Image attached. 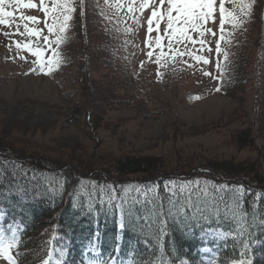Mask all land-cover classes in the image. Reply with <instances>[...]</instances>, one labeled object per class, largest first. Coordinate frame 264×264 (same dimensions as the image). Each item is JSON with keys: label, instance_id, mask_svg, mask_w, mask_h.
<instances>
[{"label": "trees", "instance_id": "16d2710c", "mask_svg": "<svg viewBox=\"0 0 264 264\" xmlns=\"http://www.w3.org/2000/svg\"><path fill=\"white\" fill-rule=\"evenodd\" d=\"M96 3L97 0L85 1L87 12L92 19L87 26L92 41L90 55L94 70L103 71L108 79L106 82L99 79L98 85L97 81L96 86L94 85L95 91H98L97 95L93 94L92 97L98 98L100 104L91 105L92 97H88L86 101L77 102L67 111L71 121L88 116L91 124L97 115L105 114L108 108L115 104L113 98L122 96L130 89L131 80L125 67L120 70L125 64L123 48L127 36L122 31L114 30L113 23L100 15L103 0H98L100 7H97ZM254 15L252 10L251 17L234 33L231 53L227 51L228 61H220V90L225 96L236 100L241 107L246 104V94L251 89V81L257 80L258 89L264 81V29L257 53L251 51L252 30L256 23ZM119 27L122 30L124 26L121 24ZM69 37V41L62 45L66 63L56 71L55 80L58 81L62 75L70 72L71 67L76 66L84 55L81 49L82 38L77 31L75 19ZM93 91L94 88L90 94ZM257 99V102H262L260 98ZM84 106H88L87 109ZM261 117L264 121V111ZM256 134L257 131L252 125L241 128L236 133L235 142L239 148L249 147L256 143ZM23 147L0 140V210H6L9 219L13 216L22 219L25 226L19 249L24 253L20 257V264H43V261L48 259L49 251L54 248L53 243H50L54 234L61 238L55 242V246L63 245L67 249L65 264H82L90 258H96L95 253H89L87 245L90 239L95 240L97 237L98 247L105 259L115 255L113 250L117 244L120 247L119 259L123 264H128L129 261L139 264L141 260L146 264H157L158 260L168 258L167 252L164 257H160L154 250L147 229L141 230L139 226L126 224L121 230L118 226L119 213L109 209L107 204L100 205L94 201V211L89 213L88 198L80 191L81 182L88 191L92 190L93 182L104 185L106 191H109L107 186L111 185L117 196L129 202L133 198L143 200V193H147L148 199H154L157 195L161 198L170 196V192L164 188L166 181H175L177 185L186 181H200L199 188L207 189L209 199L215 197L219 200L223 197L231 203L232 197L237 194L235 189L243 185V207L248 213L247 223L251 225L253 216L256 217V226L252 229L253 236L264 241V225L260 224V221H264V196L256 199V193H264V173L259 163H235L233 160L194 163L188 159L185 165H172L168 163L170 160L165 164V158L159 155H132L117 159L112 170H100L90 168L85 163L80 164L74 157L71 160L46 158L36 151L27 152ZM80 176L88 178L81 179ZM205 181L208 183L205 184ZM221 185L228 187L221 188ZM153 188L157 189L155 193L151 191ZM195 190L196 186L193 185V191ZM10 193L14 195L10 196ZM164 203L167 205V199H164ZM140 208L141 205H137V210ZM50 211L53 213V220L49 226L46 225L47 232L28 238L36 231L35 221ZM232 227L234 225H227V228ZM201 235L199 226L193 224L186 229V225L182 223L176 227L174 236L171 237L174 240L171 247L178 250L181 256L191 260L192 264H201V256L204 255L199 252L203 245ZM41 240L40 248L35 249L34 246ZM224 243L227 247L223 246ZM216 251L217 264H224L226 257H234V251H239V241L229 237ZM254 253V264H264V245H255ZM54 258H59V254L54 252Z\"/></svg>", "mask_w": 264, "mask_h": 264}, {"label": "rangeland", "instance_id": "374dc122", "mask_svg": "<svg viewBox=\"0 0 264 264\" xmlns=\"http://www.w3.org/2000/svg\"><path fill=\"white\" fill-rule=\"evenodd\" d=\"M252 10L256 23L252 30L251 51L257 53L263 37L264 0H255ZM79 13L78 7L74 19L84 55L70 72L61 76L60 81L55 80L57 72L51 76L31 73L33 58L28 57L27 61L14 59L17 56L15 49L9 51L6 45L10 41L0 35V140L23 145L27 152L36 151L46 158L71 160L74 157L80 164L100 170L114 169L115 161L122 157L159 155L165 158V164L170 160L168 163L172 165H185L188 159L194 163L255 162L261 164L264 173V121L261 117L264 81L260 89L256 79L251 81L246 104L242 107L221 90L217 91L221 80L216 64L224 59L215 54L216 37H209L213 52L205 53L211 61L208 65L178 61L160 69L162 76H157V65L149 62L145 55L146 23L142 21V26L137 27L129 21L133 32L126 34L125 64L120 70L125 67L130 75V89L113 98L115 104L105 114L97 115L93 125L88 116L71 121L67 111L77 102L97 95L95 82L98 85L99 79L103 82L108 79L103 71L96 72L92 64V41L87 30L92 19L86 5L84 15ZM27 14L43 19L39 11ZM148 14L145 13V20ZM218 24L217 14L216 24L209 26L218 31ZM222 47L231 53V45ZM197 96L199 99H195ZM257 97L262 102H257ZM95 103L100 104L98 98L92 97L91 105ZM250 125L257 131L256 143L239 148L235 142L236 133ZM88 176L80 177L86 179ZM51 215L52 211L46 212L35 221L36 231L28 238L44 235L46 225L53 220ZM41 242L34 248H40ZM212 259V254L208 253L200 262L208 264ZM0 264L7 262L0 259Z\"/></svg>", "mask_w": 264, "mask_h": 264}, {"label": "snow or ice", "instance_id": "6c2138e0", "mask_svg": "<svg viewBox=\"0 0 264 264\" xmlns=\"http://www.w3.org/2000/svg\"><path fill=\"white\" fill-rule=\"evenodd\" d=\"M253 4L254 0H103L100 15L113 23L114 30L124 34L133 32L129 21L137 27L142 26V21L145 22V55L149 62L157 65V76H162L160 69L178 61L185 64L195 61L208 65L211 61L205 53L213 52L209 37H216V56H222L224 61H228L229 53L222 45H231L234 33L251 17ZM96 6L100 7L98 0ZM78 7L79 14L83 16L85 0H38V3L37 0H0V35L10 41L6 45L9 51L15 49L17 56L14 59L27 61L28 57L33 58V67L29 70L31 73L51 76L66 63L62 45L70 39L69 33ZM30 11H39L43 14V19L27 14ZM146 12L149 14L145 20ZM217 14L218 31L209 26L216 24ZM121 24L125 25L122 30L119 27ZM22 53H27L28 56ZM185 57L188 59L185 60ZM143 63L142 61L141 67ZM216 68L221 70L219 60ZM193 185L196 186L195 192ZM199 185L200 181H186L179 185L175 181H166L164 188L170 192V196L161 198L157 195L154 199H148L147 193H143V200L133 198L131 202L117 196L111 185L107 186L109 191H106L104 185L93 182L92 190L88 191L81 182L80 191L88 198L89 213L94 211V201L100 205L107 204L109 209L119 213L118 226L121 230L126 224L139 226L141 230L147 229L150 232L149 239L159 256L164 257L167 252L168 258L158 260L157 264H192L191 260L171 247L174 244L171 237L174 236L176 227L182 223L186 225V229L193 224L201 228L203 245L199 252L212 254L213 259L208 264H217L216 250L229 237L239 241V251H234V257H226L224 264H254L255 245H264V241L253 236L256 217L253 216L251 225L247 223L248 213L243 207L244 186L235 189L237 194L228 203L223 197L219 200L215 197L209 199L207 189H200ZM151 191L155 193L157 189L153 188ZM184 193L187 195H181ZM11 195L14 193H10ZM261 196L264 193H256L257 200ZM164 199H167V205ZM137 205H141L139 210ZM229 224L234 227L227 228ZM260 224L264 225V221H260ZM24 230L22 219L15 216L9 219V213L0 210V259L7 264H20V257L24 255L19 251ZM59 239L61 238L57 234L52 236L50 243H53L54 248L49 251L48 259L43 264H65L67 249L63 245L55 246ZM97 241L98 237L88 242L89 253L96 254V258H90L88 264H123L119 259V244L113 250L115 255L105 259ZM223 246L227 247L226 243ZM54 252L59 254V258H54ZM128 264L133 262L129 261ZM139 264L146 262L141 260Z\"/></svg>", "mask_w": 264, "mask_h": 264}]
</instances>
